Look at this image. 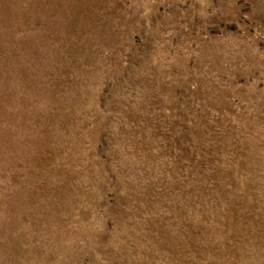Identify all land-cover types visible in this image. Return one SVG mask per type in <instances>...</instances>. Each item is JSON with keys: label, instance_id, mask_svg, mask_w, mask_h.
<instances>
[{"label": "rangeland", "instance_id": "obj_1", "mask_svg": "<svg viewBox=\"0 0 264 264\" xmlns=\"http://www.w3.org/2000/svg\"><path fill=\"white\" fill-rule=\"evenodd\" d=\"M0 264H264V0H0Z\"/></svg>", "mask_w": 264, "mask_h": 264}]
</instances>
